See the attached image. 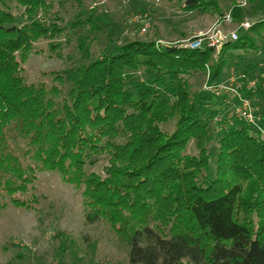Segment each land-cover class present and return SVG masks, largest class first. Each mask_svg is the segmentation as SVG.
<instances>
[{
    "label": "trees",
    "instance_id": "1",
    "mask_svg": "<svg viewBox=\"0 0 264 264\" xmlns=\"http://www.w3.org/2000/svg\"><path fill=\"white\" fill-rule=\"evenodd\" d=\"M247 1L232 15L252 26L215 61L207 45L140 40L96 53L95 11L68 20L56 10L65 0H0V190L28 207L17 195L58 173L82 190L87 225L103 216L127 238L131 264H264V115L256 125L231 119L237 99L195 90L203 77L217 84L235 53L264 47V0ZM184 5L216 9L214 0ZM43 40L72 65L33 83L23 65ZM241 91L252 104L264 97L258 82ZM102 162L103 175L90 172Z\"/></svg>",
    "mask_w": 264,
    "mask_h": 264
},
{
    "label": "rangeland",
    "instance_id": "2",
    "mask_svg": "<svg viewBox=\"0 0 264 264\" xmlns=\"http://www.w3.org/2000/svg\"><path fill=\"white\" fill-rule=\"evenodd\" d=\"M6 1L15 6V0ZM214 1L216 9L192 12L185 10V0H65V4L56 10L68 20L83 9L96 12L95 17L100 19L103 28L97 33L93 48L96 53L113 43L122 45L139 40L153 41L156 47L188 45L195 37L212 36L218 31L240 34L244 30L242 24L247 22L252 26L254 19L245 18L241 23L232 15L233 8L247 7V0L245 3ZM73 36L74 33L69 32L66 39H74ZM59 50L63 55L73 52L71 47ZM235 54L233 61L226 64L219 82L213 85L236 88L240 82L247 87L248 82L239 79L244 72L247 79L256 80L264 92V79L260 77L264 71L262 67L247 74L249 64L264 62V47L247 58ZM219 55L214 56L215 61ZM69 61L66 56L61 59L51 51L48 40L40 41L38 52L31 54L23 65L25 76L33 83L49 82L46 75L66 69L72 65ZM207 84V77H203L195 90L204 89ZM239 92L244 95L241 89ZM262 97L261 93H255L251 98L259 119L264 115ZM228 116L236 117L233 108L228 110ZM103 165L104 162L91 167L90 172L103 175ZM33 184L29 193L17 195L31 201L28 207L14 205L6 192L0 190V264H131L127 238L109 221L101 216L93 225L85 223L81 189L67 184L53 172L41 173Z\"/></svg>",
    "mask_w": 264,
    "mask_h": 264
},
{
    "label": "built area",
    "instance_id": "3",
    "mask_svg": "<svg viewBox=\"0 0 264 264\" xmlns=\"http://www.w3.org/2000/svg\"><path fill=\"white\" fill-rule=\"evenodd\" d=\"M240 2H244L246 0H239ZM241 26L245 30H248L251 27L250 23H244ZM238 39V34L233 32L229 34H223L221 31H218L217 34H213L212 36L200 38L195 37L191 39L190 43L188 45H179L181 48H190L192 50H199L202 49L204 45H207L210 48H214L216 51V55H218L223 48V46L231 41H236ZM163 46V45H161ZM239 79L246 80L248 82V89H253L257 81L256 80H249L247 79L246 75H241ZM205 90L210 91L217 96L221 95H228L234 99H237L239 101L238 104H235L232 106L233 113L236 115L237 118L244 120L248 124L256 125L257 124V116L256 111L254 109V106L250 99L244 97L242 93L239 92L240 89H242V85L239 82L236 88H229L225 87L224 85H211L207 84L204 87ZM231 92V93H230Z\"/></svg>",
    "mask_w": 264,
    "mask_h": 264
}]
</instances>
